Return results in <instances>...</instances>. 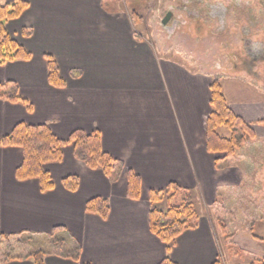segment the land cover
<instances>
[{"label": "crops", "instance_id": "crops-1", "mask_svg": "<svg viewBox=\"0 0 264 264\" xmlns=\"http://www.w3.org/2000/svg\"><path fill=\"white\" fill-rule=\"evenodd\" d=\"M22 1L27 8L5 25L32 57L0 63V84L13 81L25 101L0 98V137L19 123L46 124L60 139L76 130L99 134L102 149L124 167L111 180L101 169L89 168L76 157L74 145L66 144L60 161L44 165L54 187L43 191L38 179L16 177L23 149L0 146V235L51 239L54 229L62 227L55 240L72 250L47 252L45 264H160L168 256L177 264H221L214 213L221 217L231 210L217 207L221 197L238 196L251 206L246 219L259 221L250 240L264 244V88L243 87L244 96L232 103L224 85L230 77L216 79L198 62L164 53L138 37L136 9L125 0ZM259 47L264 50L263 44ZM50 57L58 64L63 86L49 81ZM240 74L244 83H264L258 74ZM215 80L234 113L255 133L233 156L208 150ZM217 131L231 136L225 127ZM130 172L141 179L137 199L127 195ZM70 175L79 178L75 191L63 184ZM171 183L179 189L152 204L151 192ZM96 197L109 201L105 218L86 210L88 200ZM184 197L195 209V225L168 248L151 230L150 210L153 205L165 211ZM78 248L79 258L70 257ZM0 264L35 262L4 258ZM249 264H264V258Z\"/></svg>", "mask_w": 264, "mask_h": 264}, {"label": "rangeland", "instance_id": "rangeland-1", "mask_svg": "<svg viewBox=\"0 0 264 264\" xmlns=\"http://www.w3.org/2000/svg\"><path fill=\"white\" fill-rule=\"evenodd\" d=\"M125 4L136 9L138 37L147 39L164 53L198 62L200 69L219 76L216 79L230 77L224 85L232 103H239L244 96L240 91L243 87L264 88V83L252 85L240 81L244 70L264 78V50L259 47L264 45V0H125ZM168 11L173 15L163 25ZM232 76L236 81L231 80ZM244 203L238 196L221 197L218 202V208L228 205L231 209L222 212L221 217L214 213L221 264H249L264 258H261L264 244L254 245L250 240L253 227L259 229V221L246 219L251 206ZM51 237L6 240L0 243V261L9 255L26 256L40 250L70 253L72 245L57 247L52 241L57 237Z\"/></svg>", "mask_w": 264, "mask_h": 264}, {"label": "trees", "instance_id": "trees-1", "mask_svg": "<svg viewBox=\"0 0 264 264\" xmlns=\"http://www.w3.org/2000/svg\"><path fill=\"white\" fill-rule=\"evenodd\" d=\"M27 6V2L22 0L0 4V63L2 64L17 60H28L32 57V54L24 46L10 36L5 25L7 20L18 18ZM48 77L50 83L55 86H63L65 84L64 79L60 75L58 64L52 57L48 61ZM8 85H13V83L0 84V98L5 97L14 102L25 101L19 96L15 85L10 91H4ZM211 92L212 112L207 119L208 150L215 153H224L226 156H233L236 149L255 137V133L247 122L234 113L223 94L222 85L218 80L212 83ZM220 127L229 129L231 136H221L217 131ZM66 144L74 145L76 157L89 168L101 169L111 180L118 179L124 163L102 149L99 134H87L82 130H76L67 139H60L46 124L19 123L10 134L0 137V146H17L23 149L24 158L20 167L16 170V177L19 180L38 179L43 191L54 187L52 176L44 169V165L60 161L63 157V147ZM63 184L70 191H75L79 186V178L75 175L67 176L63 179ZM178 189L177 185L171 183L165 190L152 191L150 201L154 204L161 201L164 194L172 190L177 191ZM140 190V177L130 172L128 175L127 195L137 199L140 197ZM86 210L105 218L110 211L109 201L107 198L102 197L92 198L88 200ZM195 214L193 204L188 197H184L181 203L171 204L165 211L152 205L150 227L170 248L179 235L194 227L195 221L193 217ZM60 229L63 228L58 226L54 231L57 232ZM11 238L12 236L0 235V243ZM54 244L57 247H62V242L54 240ZM46 253V251L40 250L26 256L9 255L5 259L33 258L35 264H45L44 256ZM79 255L80 249L78 248L70 257L78 259ZM160 264L177 263L168 256ZM215 264H219V262Z\"/></svg>", "mask_w": 264, "mask_h": 264}, {"label": "water", "instance_id": "water-1", "mask_svg": "<svg viewBox=\"0 0 264 264\" xmlns=\"http://www.w3.org/2000/svg\"><path fill=\"white\" fill-rule=\"evenodd\" d=\"M172 15H173V13H172L171 11H169V12L165 15V17L163 18V20H162V24H163V25H166V24L169 22V20L171 19Z\"/></svg>", "mask_w": 264, "mask_h": 264}, {"label": "flooded vegetation", "instance_id": "flooded-vegetation-1", "mask_svg": "<svg viewBox=\"0 0 264 264\" xmlns=\"http://www.w3.org/2000/svg\"><path fill=\"white\" fill-rule=\"evenodd\" d=\"M168 12H169V11H168ZM168 12H167V13H168ZM164 17H165V16H164Z\"/></svg>", "mask_w": 264, "mask_h": 264}]
</instances>
